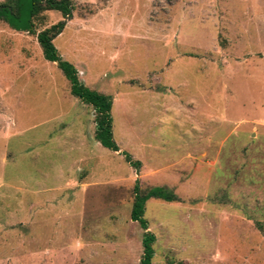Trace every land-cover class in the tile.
Listing matches in <instances>:
<instances>
[{"label":"rangeland","instance_id":"rangeland-1","mask_svg":"<svg viewBox=\"0 0 264 264\" xmlns=\"http://www.w3.org/2000/svg\"><path fill=\"white\" fill-rule=\"evenodd\" d=\"M69 2L52 45L117 151L42 57L60 13L0 19V264H138L135 181L175 197L144 204L151 264H264V0Z\"/></svg>","mask_w":264,"mask_h":264},{"label":"trees","instance_id":"trees-1","mask_svg":"<svg viewBox=\"0 0 264 264\" xmlns=\"http://www.w3.org/2000/svg\"><path fill=\"white\" fill-rule=\"evenodd\" d=\"M69 0H6L0 4V19L9 25L11 29L20 30L14 20H18L20 11L27 9V24L24 31L34 34L32 29L33 20L43 11H56L60 13L62 20L35 33V40L41 50L45 61L53 63L61 71L64 78L69 82V92L72 96L89 105L94 113V139L104 148L116 152L117 147L111 137V98L88 90L80 84L76 77L75 69L67 62L60 59L52 45V40L60 34L65 26V19L70 18ZM132 202L129 211V219L136 222L142 230L140 240L141 257L138 264H151L153 256V235L147 231V223L143 219L144 204L149 199H158L164 202H173L175 197L162 188H150L141 191L138 182L135 181L131 189Z\"/></svg>","mask_w":264,"mask_h":264}]
</instances>
